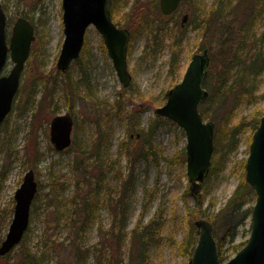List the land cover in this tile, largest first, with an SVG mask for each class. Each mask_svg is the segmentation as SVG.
Returning <instances> with one entry per match:
<instances>
[{
    "label": "rangeland",
    "instance_id": "374dc122",
    "mask_svg": "<svg viewBox=\"0 0 264 264\" xmlns=\"http://www.w3.org/2000/svg\"><path fill=\"white\" fill-rule=\"evenodd\" d=\"M215 2L216 0H197V4L195 5L183 4L179 7L177 11L179 14L175 16L174 20H177L180 25L184 16H189V18L185 22L187 25L185 27L187 38L182 45L180 70L177 71V74L169 70V49L166 48L154 56L152 49L147 47L148 30L141 29L138 31L137 28L140 22L136 21L137 25L135 26V22H131L133 28H129L131 30V43L128 68L133 80L131 89L128 92L131 96L124 101H126V105H131L130 107H132L134 113L138 112L140 114L144 133H147L151 123L157 119L155 109L164 105L166 100H163V95L182 80L192 56L195 53L201 52L202 44L206 45V43L214 42V39L210 40L211 36L207 35L208 38H206L200 29H194L197 21L189 26L188 23H190V15L195 12L196 6L202 7L206 4L210 7ZM0 3L7 14L9 36L14 23L20 17L28 19L35 28V40L23 73L14 111L2 126L0 133V179L4 176L7 177L0 189V214L2 210H8L10 207L14 208L15 192L21 186L25 174L31 169L34 170L36 180L39 184V194L32 209L27 245L34 251H48L51 246L55 245L57 246L56 252L53 251L55 254H52L49 264H75L76 256L77 258L79 257L72 246L74 235L69 233L64 223H56L53 209L46 204V194L50 191L49 173L67 175L68 178H71L70 163L75 154L74 151L70 150L71 148L64 152H58L54 148L50 141V123L56 115L71 112L75 118L73 142L76 137L77 127L80 131L82 129V137L80 138L88 142V140L95 138V127L92 123H86L84 120L87 117H95V115L101 114V112L95 103L89 100L85 94L79 99L78 106L74 111L67 110L64 105V92L62 87L64 82L62 84V80L67 75H60L57 69L58 57L65 39L62 0H0ZM259 6L262 8L259 20L250 28L246 24L252 16L251 14L255 11V5H248L247 0H225V9L222 13L221 23L224 22L226 24L225 26L229 27L230 30L228 29L226 32L233 31L232 35L235 36V41L225 43L224 45L211 44L216 47L210 56H214L216 59V67L218 68L211 77L212 88L213 86L215 87L218 71L225 66L224 63L228 64L230 59V55H226L227 48L231 46L236 50L239 41L242 39L240 30L243 31L245 29L247 31L245 37H249L250 39L248 42L249 46L241 52L245 61V67L250 68L259 55L260 61L258 64H261L263 69L255 80L247 77L244 69L242 72L241 70L239 71V68H236L237 73L239 71L238 76L236 70H233L234 75L238 79L239 76L241 77V82L245 81L247 83L248 90H252L254 103H245L237 109L233 108V100L235 102V95L237 94V92H234L226 102L220 104V108L217 107L218 118L216 121H213L216 124V128L220 127L219 121L224 119L222 116L223 112L224 114L230 113L233 117V124H236L243 119L251 121L257 111H264V97L260 98V95L264 94V65L262 63L264 59V1H260ZM174 20L171 26H174ZM221 26L223 25L221 24ZM41 39L44 45L42 49H40V45H42ZM86 45L92 55L90 79L94 89H96L97 98L111 106L117 100L118 94L123 90V85L113 67L112 59L102 47L103 39L95 27L88 28L86 32ZM212 61L215 62L211 57V63ZM40 64H42L41 67L43 66V70H41ZM12 67L13 63L9 62L5 73L7 74ZM70 71L71 73L73 72L75 79H77L80 74L78 67L73 66ZM39 73L44 75L42 79L43 82L47 81V84L37 87L39 95L36 100V105L33 106V104L30 105V100L28 99L29 92L32 87V82L40 79L37 78ZM54 80L55 82L59 81L60 85L52 87ZM212 88L211 90H207L211 92ZM52 92L56 93L53 97L55 100L54 104L50 98ZM27 101H29L27 106L30 105L29 110H24ZM55 105L61 109L56 115L52 112ZM103 113V117L108 115L106 112ZM160 119L162 122L165 121V119ZM127 125L132 124L126 121L120 122L117 117L112 119V148L109 152V161L111 159L116 160L117 167L122 170L124 176L128 173L130 158L126 153L121 151L120 146L122 141H126L127 139ZM251 134V127L247 126L238 137L239 145L236 151L231 154L225 171L217 177L213 176L212 180L209 181L207 202L213 200L215 203L210 209L209 214H217L234 195L240 185L245 174L244 163H246L250 153ZM131 135L132 142L130 146L135 152L147 146L146 135L142 138H138L136 134ZM153 139L158 144V147H160V151L164 154L163 159H173L175 155H181L183 151L186 154L187 135L184 129L174 122H170L163 128H160L153 135ZM163 159L161 158V161L160 159L159 161H153L152 157L149 161L139 159L134 165L137 180L135 192L131 199L128 230H131L137 224L141 215H144V223H147L159 210L161 214L164 213V220L167 224L163 230V240L158 246H152L148 253L149 264H188V259L178 254L171 242V239L172 241L173 239H177V241L183 239L188 230L189 216L185 210L184 194L188 189L191 192V189L187 177V165L186 162H181L179 158L177 163H173L172 165ZM108 178V185H111L114 190L119 192L120 184L117 178H110L109 176ZM65 180L69 183L67 185L66 195L70 196L75 190V187L71 184L72 179ZM151 194L152 199L150 198ZM103 195L104 197L107 196L106 190L103 192ZM109 201L105 203L108 206L113 204ZM255 202L256 200L249 201L242 208V212L244 213L250 207L253 209ZM144 205H146L145 208ZM109 210V207H102L98 213L106 229L112 223V215ZM251 215H248L245 222L239 227L235 242L232 244V247L228 248L230 251L233 247L238 248L241 243L249 239ZM199 219L205 218H197L196 220ZM8 228L9 225L4 228L0 224V239L3 240L6 237ZM217 229L219 235H221V227L216 226L215 231ZM100 238L98 222L96 221L95 225L86 233L84 239L85 246L89 247L92 251V255L89 256L87 264H95V249L97 245L100 247L98 244ZM106 244L107 246H113L112 239H108ZM102 249L105 250V248ZM18 250L16 249L15 251L14 260L5 261L0 258V264H6V262L13 264L15 260L19 259ZM73 251L76 256L73 254ZM122 252L124 255L123 264H133L132 259L134 260V264H140L135 256V251L130 247L129 240H127L126 247ZM231 254V258L236 255L233 251H231Z\"/></svg>",
    "mask_w": 264,
    "mask_h": 264
},
{
    "label": "trees",
    "instance_id": "16d2710c",
    "mask_svg": "<svg viewBox=\"0 0 264 264\" xmlns=\"http://www.w3.org/2000/svg\"><path fill=\"white\" fill-rule=\"evenodd\" d=\"M260 1L264 0H247L248 5H255V11L249 18V20H251H248L246 24L250 28L259 20L262 11V8L259 6ZM183 4L195 5L197 4V0H190L189 2L182 3V5ZM109 8L112 19L118 27L132 29L133 26L131 25V22L134 21L135 26L137 25L136 21H138L140 22L138 24L139 27L137 28L138 31L141 29L148 30L147 47L152 49L154 56H156L158 52L168 48L170 51L169 70L171 72L174 71L175 74H177V71L180 70L182 45L187 38L185 28L187 25L182 27L181 24H178L177 20H174L175 16L179 14L177 12L178 10L171 16H163L159 9V0H110ZM224 9L225 0H216V2L210 7L206 4L202 7L196 6L195 12L190 15V23H188V26L197 21L194 29H200L204 37L208 38V36H211L212 39L210 38V40L214 39V42L206 43V45L202 44L200 51L209 48L208 50L211 54L216 47L211 44L216 43L217 45H224L225 43L235 41V36L232 35L233 31L226 32L229 27L225 26L226 24L224 22L221 23ZM173 20L174 26H171ZM221 24L223 26H221ZM240 33L242 39L239 41L237 49L234 50L229 46L226 50V55H230V59L228 64L224 63L225 66L218 71V76L215 80V87L213 86L214 89L212 88L211 77L218 68L216 67V59L213 55L211 56L215 62L212 61L209 75L203 82V87L205 89L211 90L212 88V91H209L210 96L208 100L201 106V114L204 120L216 121L218 118L217 107L220 108V104L226 102L234 92H237V94L235 95V102L233 100V108L237 109L245 103H254L252 90L249 91L247 83L245 81L241 82V77L239 76L238 79L237 76L240 70L242 72L245 70L247 77H251V79L255 80L263 68L261 67V64H258L260 61L259 55L250 68L245 67V61L241 52L244 48L249 46L248 42L250 39L249 37H245L247 35L245 29H243V31L240 30ZM42 43L43 41L41 39V44ZM43 46V44L40 45V49H42ZM102 47L104 51H106L104 45ZM262 63L264 65V59ZM41 65L42 64H40V68L43 70V66L41 67ZM91 65L92 55L85 44L80 59L73 65L78 67L80 73L78 78L75 79L73 72L71 73L70 71L73 66L66 73L60 72V75L62 76L67 75L65 79L62 80V84L64 82L62 86L64 92V105L67 110L74 111L78 106L79 99L85 94L89 100L95 103L101 114H97L95 117H87L84 120L86 123H92L95 127V138L93 140H88V142H86L81 139L82 129L80 131L78 127L76 128V137L73 146L70 149L74 151L75 154L70 163L72 177L68 178L67 175H56L52 172L49 173L50 191L46 194V204L53 209L56 223H64V226L69 230V233L74 235L72 246L79 257L77 258L73 251L77 261H75V264H87L89 256L92 255L90 248L85 246L84 239L86 233L93 225H95L96 221L98 222V231L101 238L98 243L100 247L97 245L95 249V264H123L124 255L122 250L126 247L127 240H129L130 247L135 251V256L139 263L149 264L148 253L152 246H158L163 240V230L165 229L167 222L164 220V213L161 214L158 210L147 223H144V215H141L137 224H135L131 230H128L131 199L135 192L137 180L135 177L134 165L139 159H146L149 161L152 157L153 161H159V159L161 161V158H164V154L160 151V147H158V144L153 139V135H155L160 128L169 124L170 121L165 120L162 122L161 119L157 117V119L151 123L147 133H144L140 114L138 112L134 113V110L130 107L131 105H126V101H124L131 96L128 94L131 86L128 88L123 87L121 93L118 94L117 100L111 106L106 102L100 101L97 98L96 89H94L90 79ZM236 68H239L238 73ZM234 69L236 70L237 76L233 73ZM43 77L44 75L39 73L37 78L40 79L32 82L28 98L30 100V105L33 104V106H35L37 103L36 100L39 95L37 87L40 85L45 86L47 84V81L43 82ZM59 85V81L55 82L54 80V82H52V87ZM55 94V92H52L50 97L53 104L55 102L53 99ZM261 97H264V94L260 95V98ZM163 100H166V93L163 95ZM28 104L29 101L25 103L24 110H29L30 105L27 106ZM60 110L61 109L55 105L52 112L56 115ZM103 112H106L108 115L103 117ZM11 114H13V112ZM223 114L222 116L224 119L219 121L220 127L216 128L215 149L210 175L206 179V183L203 185L202 190L197 195H193L189 189L184 194L185 210L186 214L189 216L188 230L185 233L184 238L180 241H177V239H173L172 241L171 239L172 246L176 249L177 253L187 259L193 255L198 243L199 232L194 224L197 218L209 219L215 227H221V235H219L217 229L214 232V236L218 244L219 256L222 262H226L231 258V251L236 254L247 243V241L241 243L238 248L233 247L234 249L232 248L231 251L228 249L232 247V244L235 242L239 227L245 222L247 216L252 214V207L248 208L244 213L242 212V208L245 207L249 201L256 200L254 190L245 181V174L243 173L244 176L234 195L227 201L226 205L214 215L209 214L210 209L215 203L213 200L207 202V196L209 193L208 188L209 181L212 180V177H217L225 171L231 154L236 151L239 145L238 137L247 126L251 127L252 134L250 135V139H252L254 132L260 124V119L264 115V111H257L253 120H251L253 123L243 119L240 122L233 124L232 115H230V113ZM114 117H117L120 122L126 121L132 124L127 125V139L126 141H122L120 146L121 151L126 153L130 158L129 170L125 176L122 170L117 167L116 160L111 159L109 161V152L112 148V119ZM131 134H136L137 137L140 135L141 138L146 135L147 146L141 148L140 151L135 152L130 146V143L132 142ZM185 156V151H183L181 155L177 154L173 159L165 158L163 160L172 165L173 163H177L178 158L181 162H186ZM108 176L110 178H117L120 184L119 192L114 190L111 185H108ZM6 179V176L0 179V189ZM65 179H72L71 184L75 187V190L70 196L66 195L67 185L69 183ZM105 190L107 191L106 197L103 195ZM150 198L152 199V194ZM37 199L38 195L36 197V200ZM108 201L113 204L109 206L108 204L106 205L105 203ZM191 202L192 204H190ZM145 206L146 205H144V208ZM102 207H109L110 214L112 215V223L107 229L98 214ZM13 210L14 208L10 207L8 210L1 211L0 224L3 225L4 228L10 224L9 221L12 218ZM29 233L30 229L19 246L21 249L18 247L16 248L17 250L19 249V259L15 260L13 264H49L52 254H55L56 252L57 246H51L48 251H34L27 245ZM108 239H112V247L107 246L106 243ZM116 239L117 241H115ZM2 241L3 240L0 239V243ZM102 248H105V250ZM16 249L13 251L14 253L11 252L6 258H4V260H14L13 258ZM132 262L134 264L133 259ZM6 264H8V262H6Z\"/></svg>",
    "mask_w": 264,
    "mask_h": 264
},
{
    "label": "water",
    "instance_id": "95a60500",
    "mask_svg": "<svg viewBox=\"0 0 264 264\" xmlns=\"http://www.w3.org/2000/svg\"><path fill=\"white\" fill-rule=\"evenodd\" d=\"M188 0H159L161 13L172 15L182 2ZM64 43L59 55L57 68L66 72L81 56L86 42V32L94 26L103 38L114 69L124 87L130 86L132 75L128 68V50L131 31L119 28L112 20L109 0H62ZM187 16L183 22H186ZM7 15L0 4V127L13 109L19 90L35 29L32 23L19 18L12 34L7 36ZM14 66L7 75H2L8 58ZM211 64L206 49L192 56L182 81L167 93V102L155 113L182 127L187 135V176L193 194H198L210 173L214 153L215 124L204 121L200 113L209 97L202 83ZM74 118L67 112L54 117L50 123V139L55 149L63 152L73 142ZM246 182L256 193L252 211L251 235L247 244L229 261L221 263L214 226L207 219L195 221L200 236L189 264H264V115L253 134L250 154L245 164ZM38 193L34 170H29L15 194L12 222L5 240L0 245V258L9 255L23 240L30 225L31 208Z\"/></svg>",
    "mask_w": 264,
    "mask_h": 264
},
{
    "label": "bare ground",
    "instance_id": "6f19581e",
    "mask_svg": "<svg viewBox=\"0 0 264 264\" xmlns=\"http://www.w3.org/2000/svg\"><path fill=\"white\" fill-rule=\"evenodd\" d=\"M92 27H94V26H90V28H92Z\"/></svg>",
    "mask_w": 264,
    "mask_h": 264
},
{
    "label": "flooded vegetation",
    "instance_id": "af4514ba",
    "mask_svg": "<svg viewBox=\"0 0 264 264\" xmlns=\"http://www.w3.org/2000/svg\"><path fill=\"white\" fill-rule=\"evenodd\" d=\"M4 74H6V73H4Z\"/></svg>",
    "mask_w": 264,
    "mask_h": 264
}]
</instances>
